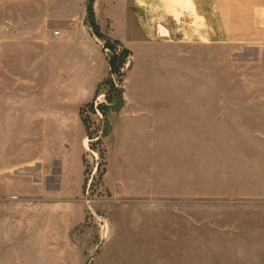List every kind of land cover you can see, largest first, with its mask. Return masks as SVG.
I'll return each instance as SVG.
<instances>
[{
    "label": "rangeland",
    "instance_id": "rangeland-1",
    "mask_svg": "<svg viewBox=\"0 0 264 264\" xmlns=\"http://www.w3.org/2000/svg\"><path fill=\"white\" fill-rule=\"evenodd\" d=\"M94 14L96 19L95 6ZM104 15L103 24L96 19L97 25H90L108 67L93 99L78 110L89 138L82 155L83 185L73 197H61L51 175L59 161L44 154L45 185L29 190L28 229L25 223L20 228V217L0 220V264H264V151L255 139L245 147L232 122V111L243 110L233 102L264 99V45L259 50L252 44L171 41L159 34L157 23L151 38L162 44L140 43L146 50L135 44L136 53L110 36L111 22ZM6 19L20 20L18 0H0V25ZM2 54L0 70L18 71L20 60ZM114 54L124 56L116 67ZM135 56L136 61L142 57L147 71L140 75L142 101L179 99L201 114H189L188 122H173L170 132L161 133L167 135L159 139L166 153L148 154L144 147L123 171L114 154L110 170L108 145L117 153L110 115L126 103ZM155 67L170 73L157 79ZM27 79L36 81L0 74V100L6 96L20 103L28 94L34 101L38 93L48 98ZM260 120L253 122L264 126ZM15 126L0 123V139L11 140ZM45 126L47 131L50 124ZM149 139L133 143L149 145ZM36 148L30 138L24 153L12 158H35ZM8 214L20 216V211Z\"/></svg>",
    "mask_w": 264,
    "mask_h": 264
},
{
    "label": "crops",
    "instance_id": "crops-1",
    "mask_svg": "<svg viewBox=\"0 0 264 264\" xmlns=\"http://www.w3.org/2000/svg\"><path fill=\"white\" fill-rule=\"evenodd\" d=\"M18 1L20 20L6 19L0 25V54L4 53L1 56L4 59H19L20 68L16 72L4 68L0 74L35 76L36 81L27 79V84L38 92L47 91L48 98L38 93L34 101L28 94H22L20 103L7 100L6 96L0 100V123L17 124L11 140L0 139V154L4 156V163L0 164V190L5 191L0 194V220L20 217V228L23 229L25 223L28 229L29 190L45 185L44 154L59 161L57 173L52 168L51 175L57 180L61 197H73L83 185L82 155L89 147V138L84 133L78 110L93 99L108 61L92 35L87 0ZM101 2L95 0L94 4L98 23L103 24L101 15L105 13L104 17L111 22L110 36L134 52L135 44L140 47V43L149 41L162 44L151 38L156 24L159 26L162 22L169 30L171 41L252 44L259 50L264 45V0H106L100 14ZM57 27L60 28L58 33L55 32ZM136 57L132 80L126 85V103L110 115L117 150L114 153L113 146L108 145L110 170L114 154L115 164L122 171L129 168L132 155L142 152L144 147L149 149L148 154H162L165 151L159 139L167 135L161 133L170 132L173 122H188L189 114H201L198 109L189 110L188 103L179 99L142 101L140 75L144 77L147 71L142 57L138 61ZM153 70L157 79L161 78L158 75L170 73L156 67ZM172 85L170 82L169 86ZM233 106L243 107V110L232 111L235 124V133H232L245 147L252 145L251 139L257 140L259 151H264V126L253 122L257 118L264 122V99H245L233 102ZM46 122L50 124L48 132ZM30 138L32 143L36 142L35 158L13 159L14 155L24 153ZM139 138H150L149 145L134 144ZM46 139L51 142L46 143ZM123 180L117 178L118 183ZM9 210H19L20 216L8 214ZM40 217L37 213V218ZM8 223L3 225L6 233Z\"/></svg>",
    "mask_w": 264,
    "mask_h": 264
},
{
    "label": "trees",
    "instance_id": "trees-1",
    "mask_svg": "<svg viewBox=\"0 0 264 264\" xmlns=\"http://www.w3.org/2000/svg\"><path fill=\"white\" fill-rule=\"evenodd\" d=\"M94 1L95 0H88L87 2V9H88V19L90 20V22L92 23V25H97L96 24V19H95V14H94ZM117 43H119L118 41H116ZM110 43V42H108ZM124 54H126L129 50L127 48H124L123 50ZM124 56H121V54H114L112 57V64L114 65V67H116V60L123 58ZM122 105V103L120 105L117 106L116 109L120 108Z\"/></svg>",
    "mask_w": 264,
    "mask_h": 264
},
{
    "label": "bare ground",
    "instance_id": "bare-ground-1",
    "mask_svg": "<svg viewBox=\"0 0 264 264\" xmlns=\"http://www.w3.org/2000/svg\"><path fill=\"white\" fill-rule=\"evenodd\" d=\"M159 34L161 36H169L168 28L162 23L159 24Z\"/></svg>",
    "mask_w": 264,
    "mask_h": 264
},
{
    "label": "built area",
    "instance_id": "built-area-1",
    "mask_svg": "<svg viewBox=\"0 0 264 264\" xmlns=\"http://www.w3.org/2000/svg\"><path fill=\"white\" fill-rule=\"evenodd\" d=\"M56 33H58V31H56Z\"/></svg>",
    "mask_w": 264,
    "mask_h": 264
}]
</instances>
